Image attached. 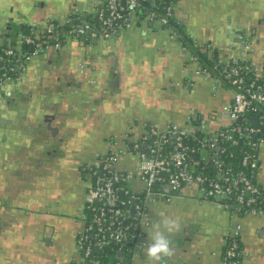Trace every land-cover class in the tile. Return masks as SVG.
<instances>
[{"label": "built area", "instance_id": "1", "mask_svg": "<svg viewBox=\"0 0 264 264\" xmlns=\"http://www.w3.org/2000/svg\"><path fill=\"white\" fill-rule=\"evenodd\" d=\"M174 9V0H90L88 6L72 10L76 24L70 27L71 17L30 23L20 46L0 42V97L10 95L33 57L69 38L108 39L147 22L166 29L169 39L187 51ZM56 31L61 40L54 37ZM39 35L45 38L39 40ZM247 37L240 55L223 60V67H213V73L194 71L207 82L212 100L225 96L209 115L191 110L182 124L164 128L143 123V132L109 148L86 189L83 230L76 240L78 264H134L145 245L151 208L170 203L186 188L196 192L198 201L212 203L231 217L264 218V185L258 178L264 163V64L257 67L248 60L252 48ZM214 52L222 59L221 51ZM189 56L198 63L195 55ZM174 87L186 89V84ZM198 116L202 118L196 120ZM238 231L236 224L223 264H239Z\"/></svg>", "mask_w": 264, "mask_h": 264}, {"label": "flooded vegetation", "instance_id": "2", "mask_svg": "<svg viewBox=\"0 0 264 264\" xmlns=\"http://www.w3.org/2000/svg\"><path fill=\"white\" fill-rule=\"evenodd\" d=\"M83 1L66 0L55 8L60 18L53 14L54 11L51 14L47 11L45 18L57 21L70 18L72 10ZM5 4L0 2V29L10 30L9 19H15L20 13ZM59 7H63L61 12ZM107 40L69 38L57 49L39 53L28 62L20 81L10 88V95L0 97V178L12 169H21L22 173L21 183L12 181L0 185V228L6 230L15 246L11 264H78L81 255L76 240L83 230L81 214L93 173L110 147L121 145L138 133L135 132L137 122L133 119L126 121L125 132L100 129L104 112L111 110L117 99L130 93L129 86L123 87L124 93H113L114 84L121 86L124 76H120L121 72L110 61L96 54L111 48L101 44ZM79 50H89V53L94 50L90 54L92 59L77 58L74 54ZM214 51L210 48L206 53L214 54ZM92 72L101 84L98 87L89 76ZM191 75L204 82L194 72ZM192 76L182 82L186 89L177 88L186 97L198 96L205 89L195 84ZM79 97L84 106L78 105ZM210 100L200 104L188 102L187 107L182 102L178 107L185 114L195 110L198 114L209 115ZM87 122L92 124L86 126ZM95 127L98 132H94ZM75 202L78 206L70 209ZM198 203L187 207L174 199L151 208L145 244L152 225L163 217L175 218L180 223V230L170 235L175 254L167 264L204 261L205 256L212 257L214 264H223L227 243L237 224L235 220L247 216L231 217L224 212L232 221L226 223L225 217L217 213L223 211L203 208L210 205L207 202ZM154 211H157L155 215ZM62 226L67 229L66 234L60 231ZM238 226L237 258L239 264H244L263 255L260 251L246 249L245 244L264 238L254 237L249 225ZM139 262L151 264L144 248L135 256L134 264Z\"/></svg>", "mask_w": 264, "mask_h": 264}, {"label": "crops", "instance_id": "3", "mask_svg": "<svg viewBox=\"0 0 264 264\" xmlns=\"http://www.w3.org/2000/svg\"><path fill=\"white\" fill-rule=\"evenodd\" d=\"M2 1L6 3L5 7L9 5L16 12L18 11L20 16L9 19L11 22L10 30L0 29V42L20 39L19 37L24 34L23 31L30 23H42L46 19L45 15L51 14L52 11L56 17L60 18L61 16L55 8L58 5L62 6L66 0H0V2ZM89 2L90 0H84L79 7H86ZM59 10L61 12L63 7H59ZM47 11L48 13H46ZM174 16L178 20V25L180 24L185 33L189 35L190 41L187 51H183L178 42L169 39L166 29L156 23L147 22L137 23L130 30L116 37L108 38L107 42L101 43L103 47L109 45L108 47L111 48L105 52H96V54L102 55L105 58L104 61H110L121 72L120 76H124V78L122 77L124 83L122 82L121 86L116 84L115 87L114 84L113 93H124V86H129L128 90L130 91L128 96L117 99L111 110L104 112L102 115L104 119L100 124L101 131L105 129L103 132H125L128 119L137 122L135 132L138 134L143 132V123H150L159 128H164L172 123L182 124L186 114L181 111V107L178 105H182L186 96L173 84L182 83L187 76L190 75L191 77V73L200 68L198 63L190 60L189 54L194 55L192 50L205 54L210 45V48L222 52V61L232 55L239 56L242 45L239 42L241 38L239 32L243 29V38L245 40L246 36L249 37L247 38L251 42L252 48L247 56L248 60L257 67L264 64V0H177ZM7 23L5 22L6 25ZM245 30H247L246 33ZM10 35L13 38H10ZM88 51L79 50L74 55L77 58H81V56L91 58L90 54L94 50L90 53ZM111 67L112 65L110 70ZM90 74L91 79L96 81L95 87H98V84L100 86L97 75L94 72ZM108 78L110 79V76ZM116 81L117 79L115 83ZM192 81L204 86L205 89L202 93L205 94L207 91L208 94L206 93V95L211 99L207 82L205 83L201 78L194 76H192ZM82 94L86 95L85 93ZM224 97L221 94L218 95L216 101L211 99V105L207 110H210L216 102H219L218 100H222ZM77 103L84 106L80 97ZM89 124L92 123L87 122L86 126ZM89 130L92 131L91 128H88ZM94 132H98L97 127L94 128ZM21 177V169L8 170L0 178V185L12 181L21 183ZM258 178L264 185V163ZM175 199L177 203L187 207L199 205L198 202H200L196 192L187 188L181 190ZM207 203L210 205L202 207L215 211L216 207L212 203ZM77 206L78 203L76 205L75 202L70 209ZM156 212L154 211L153 215ZM217 213L221 214V217H225L226 223H232L224 211H217ZM217 213L215 214L217 215ZM235 222L243 228L249 225L254 237L263 236L264 238V218L243 216L237 218ZM60 231L62 234L67 233V229L63 226ZM7 236L6 230L0 228V264H11L12 253L15 249L13 240ZM245 246L246 249L252 250V252L260 251L263 255L257 259H252V261H245L244 264H264L263 239L259 242L255 239L249 240ZM208 251H211L210 248ZM205 258L204 261L197 259V261H180L177 264H214L212 257L205 256ZM139 264L142 263L139 262Z\"/></svg>", "mask_w": 264, "mask_h": 264}, {"label": "clouds", "instance_id": "4", "mask_svg": "<svg viewBox=\"0 0 264 264\" xmlns=\"http://www.w3.org/2000/svg\"><path fill=\"white\" fill-rule=\"evenodd\" d=\"M179 230V221L167 216L152 225V231L148 234V242L141 245L151 264H167V260L175 254L170 235Z\"/></svg>", "mask_w": 264, "mask_h": 264}, {"label": "trees", "instance_id": "5", "mask_svg": "<svg viewBox=\"0 0 264 264\" xmlns=\"http://www.w3.org/2000/svg\"><path fill=\"white\" fill-rule=\"evenodd\" d=\"M174 2L176 3L177 0H174ZM145 6L148 8V7H152V5L150 4H145ZM71 19V22L69 24V27L71 25H75L76 24V19H72V17L70 18ZM177 30H178V33L180 34V42L182 43V45L186 46L188 48L189 46V41H190V38H189V35L185 33V31L183 30V28H181L180 26L177 25ZM24 35V34H22ZM21 35V36H22ZM54 37L55 36H58V40L62 39V36H61V33L58 31H56L54 34ZM12 36L10 35V38ZM20 38V37H19ZM42 38H45L43 35H39L38 36V39L41 40ZM48 39V37H46ZM57 38V37H56ZM8 42L10 43V45H13L15 47H18L20 46V43H21V40L20 39H17V40H14V41H11V40H3L2 41V45L3 46H6L8 44ZM24 46L22 45V48ZM190 48V47H189ZM191 49V48H190ZM194 51V55L197 57V62H198V65L200 67V69L202 70H207L211 73H213V67H218V68H221L223 67V61L222 59L218 56V55H215V54H208V53H205V54H201L199 51L197 50H192ZM215 73V72H214ZM202 117L201 116H198L196 120H200Z\"/></svg>", "mask_w": 264, "mask_h": 264}, {"label": "rangeland", "instance_id": "6", "mask_svg": "<svg viewBox=\"0 0 264 264\" xmlns=\"http://www.w3.org/2000/svg\"><path fill=\"white\" fill-rule=\"evenodd\" d=\"M64 20H59V22L64 21ZM206 101H209L208 95L200 93L198 96H196V94H193V95H190V97H185V101L184 102L186 104H184V106L187 107L189 105V104H187L188 102H190V103H194L195 102V104H200V103H203V102H206Z\"/></svg>", "mask_w": 264, "mask_h": 264}, {"label": "water", "instance_id": "7", "mask_svg": "<svg viewBox=\"0 0 264 264\" xmlns=\"http://www.w3.org/2000/svg\"><path fill=\"white\" fill-rule=\"evenodd\" d=\"M42 18H44V17H42ZM179 26H180V24H179ZM181 27V26H180ZM246 31L247 30H245V33H246ZM24 32V34H25V31H23ZM254 34V33H253ZM239 35L241 36V38H240V40H239V42L240 43H243L244 42V38H243V36H244V29L241 31V32H239ZM254 36V35H253ZM93 43V42H92ZM251 123H252V125H256V118H252L251 120ZM234 227H235V225H234ZM119 256V255H118Z\"/></svg>", "mask_w": 264, "mask_h": 264}]
</instances>
